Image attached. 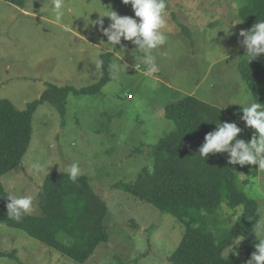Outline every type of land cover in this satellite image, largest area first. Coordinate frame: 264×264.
Instances as JSON below:
<instances>
[{
    "label": "rangeland",
    "instance_id": "obj_1",
    "mask_svg": "<svg viewBox=\"0 0 264 264\" xmlns=\"http://www.w3.org/2000/svg\"><path fill=\"white\" fill-rule=\"evenodd\" d=\"M248 1L167 0L162 29L167 41L152 51L158 70L149 73L134 44L101 47L107 37L87 22V17L99 18L93 11L111 9L134 17L131 5L122 0H64L65 17L59 25L52 0H25L23 7L0 0V99L22 110L50 85L88 87L103 75L94 63L104 52H112L111 62L120 68L115 78L110 71L98 92L68 94L64 116L48 101L39 104L21 163L1 177L9 193L33 197L29 214H37V193L45 176L67 172L68 165L78 163L106 205L107 240L78 263L0 221V264H171L168 256L182 237L184 223L122 186L133 183L144 168L152 169L153 146L175 129L174 121L164 116L166 103L193 95L228 116L242 108L240 103L254 102L239 70L246 52L239 33L247 30L239 12ZM103 20L104 27L111 23L108 17ZM242 124L252 137L254 129ZM35 163L43 170L34 171ZM253 167L255 176L239 174L242 188L238 186L256 200L261 222L264 171ZM245 180L250 182L245 185ZM228 210L223 201L219 226L238 222L239 216ZM242 237L223 252L234 264H246L259 242L254 232ZM12 251L15 257L5 254Z\"/></svg>",
    "mask_w": 264,
    "mask_h": 264
},
{
    "label": "trees",
    "instance_id": "obj_2",
    "mask_svg": "<svg viewBox=\"0 0 264 264\" xmlns=\"http://www.w3.org/2000/svg\"><path fill=\"white\" fill-rule=\"evenodd\" d=\"M4 1L20 7L25 4V0ZM239 15L250 29L256 21L264 20V0H249ZM125 42L122 39L120 45ZM112 56V52L100 55L103 75L88 87L50 85L22 110L9 99H0V221L78 263L85 262L108 236L104 225L106 205L92 190L88 177L81 174L73 183L67 172L47 174L38 189L37 214L27 213L19 222L7 216L10 193L3 187L1 177L21 163L31 140L37 106L48 101L64 116L68 94L96 93L109 80ZM248 60L247 56L241 60L240 74L254 102L264 104V54L249 63ZM163 111L174 121L175 129L153 146L152 169L144 168L133 183L122 187L184 223L182 237L168 256L171 264H234L224 256V250L232 240L253 232L259 219L257 202L241 189L239 174L251 172L254 177L256 168L247 164L233 166L226 153L209 154L206 159L198 150L205 135L214 131L219 122H235L242 129L237 139L248 142L251 136L240 119L243 113L238 109L227 116L193 95L166 103ZM249 182L244 181L245 185ZM223 201L232 210L242 206L244 211L230 227L219 226L218 210ZM5 254L15 257V251Z\"/></svg>",
    "mask_w": 264,
    "mask_h": 264
},
{
    "label": "clouds",
    "instance_id": "obj_3",
    "mask_svg": "<svg viewBox=\"0 0 264 264\" xmlns=\"http://www.w3.org/2000/svg\"><path fill=\"white\" fill-rule=\"evenodd\" d=\"M122 3L131 5L134 17L121 16L111 9L106 12L93 11L99 13V18L92 21L87 17V22L92 26L98 25L99 31L107 37L106 42L101 41V47L120 45L122 39L130 41L136 46V51L143 55L144 63L148 65L147 72L155 73L158 69L152 51L167 41V36L162 31L166 25L167 0H122ZM52 9L55 23L62 24L65 17L64 0H52ZM103 17H108L111 21L107 27H104ZM239 36L243 38L241 43L246 49L244 56L249 58L248 63L264 54V20L256 21L248 30H241ZM94 64L96 70H101L103 67V61L97 60ZM108 70L114 74L115 78V73L120 71L118 63H111ZM239 105H242L243 113L240 119L246 127L254 129L251 139L248 142L237 139L242 129L235 122H219L214 131L205 135L204 143L198 150L199 155L207 159L209 154L226 153L229 164L233 166L256 165L257 169L264 171V104L246 102ZM31 167L34 171L43 170V166L38 163L32 164ZM66 171L69 180L73 183L77 182L82 174L78 163H71ZM7 199L10 201L6 204L7 216L17 222L33 208V197L30 195L17 197L10 193ZM228 214L241 216L244 211L241 206L228 210ZM253 232L259 242L254 244L255 251L246 264H264V237L260 235L264 232V221L258 222ZM241 239H243L242 236Z\"/></svg>",
    "mask_w": 264,
    "mask_h": 264
}]
</instances>
